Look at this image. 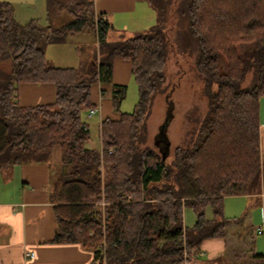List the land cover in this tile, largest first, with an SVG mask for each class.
Wrapping results in <instances>:
<instances>
[{
	"label": "trees",
	"instance_id": "trees-1",
	"mask_svg": "<svg viewBox=\"0 0 264 264\" xmlns=\"http://www.w3.org/2000/svg\"><path fill=\"white\" fill-rule=\"evenodd\" d=\"M143 1L154 24L114 41L92 0H46L47 26L17 24L10 5L0 1V65H8L0 81V170L46 164L59 147L48 194L56 221L52 242L91 251L90 264H187L203 241L225 237L226 227L240 222L223 216L224 197L264 193L258 149L264 0ZM61 11L70 21L53 26ZM89 32L93 58L69 68L47 63V46ZM186 49L195 53L206 112L190 143L168 158L144 146L145 122L164 89L167 55ZM115 58L130 65L137 96L130 113H119L125 86L111 84ZM20 83L53 84L54 102L18 106ZM96 83L111 84L118 118L100 123L99 148L91 149L83 114L93 107ZM184 208L194 214L190 227L183 225ZM263 260L251 255L247 264Z\"/></svg>",
	"mask_w": 264,
	"mask_h": 264
},
{
	"label": "crops",
	"instance_id": "crops-1",
	"mask_svg": "<svg viewBox=\"0 0 264 264\" xmlns=\"http://www.w3.org/2000/svg\"><path fill=\"white\" fill-rule=\"evenodd\" d=\"M92 2L95 13L104 16L113 33L119 35L129 36L148 29L155 22L154 12L143 0ZM132 81L129 62L115 58L111 84L125 86ZM111 84L96 83L90 88L94 113L88 117L85 112L83 117L88 121L97 118V132L104 119L118 118L112 108ZM54 99L53 84L20 83L16 86V102L20 107L52 104ZM88 147L94 149L93 146ZM258 149L264 167V95L258 103ZM59 163V147L54 146L46 164H22L0 170V264L91 263V251L78 244L52 242L56 221L48 194L51 177L58 171ZM222 208L226 219H240V222L229 224L225 237L203 241L196 258L187 264H247L251 255H264V193L226 196L222 200ZM186 215L183 225L190 227L192 225L186 222ZM205 218H211V211H205ZM221 241L223 251H220ZM26 254H32V258L25 257Z\"/></svg>",
	"mask_w": 264,
	"mask_h": 264
},
{
	"label": "rangeland",
	"instance_id": "rangeland-1",
	"mask_svg": "<svg viewBox=\"0 0 264 264\" xmlns=\"http://www.w3.org/2000/svg\"><path fill=\"white\" fill-rule=\"evenodd\" d=\"M0 1L10 5L12 11H14L12 13L13 20L17 24H25L28 21L36 20L40 25L47 26L46 0ZM66 21H70V18L61 11L52 19V24L54 23L53 26H58ZM118 35L110 32L108 40L114 41L118 39ZM124 36L127 35L124 34ZM91 40L92 43L90 42ZM93 41L94 36L90 32L81 36H67L61 43L49 45L45 48L46 61L50 65L61 68L75 67L81 60L88 61L95 56L96 48H94ZM194 54V51L191 52L186 49V51L180 50L176 53L170 52L167 55L164 71V89L161 94L154 96L146 118L144 146L160 155L164 154L168 158H170L175 147L185 146L190 143L192 139L190 138L191 132L197 128L206 112L207 101L202 94L201 80L193 69ZM7 68V64L0 65V81L4 77L1 71L5 72ZM125 87L126 94L120 104L119 113H130L136 103L137 96L134 82L132 81ZM96 119L93 118L88 121L83 117L89 127V141L86 144L93 146L94 149L99 148L98 132L95 125ZM164 125L165 140L169 143L165 150L164 144L160 143V141L157 142V139H155L159 134L160 127ZM206 210L210 213L209 207ZM186 213V222L192 225L195 220L194 214L191 209L184 208L183 218Z\"/></svg>",
	"mask_w": 264,
	"mask_h": 264
},
{
	"label": "water",
	"instance_id": "water-1",
	"mask_svg": "<svg viewBox=\"0 0 264 264\" xmlns=\"http://www.w3.org/2000/svg\"><path fill=\"white\" fill-rule=\"evenodd\" d=\"M155 139H157V142L160 141V143L164 144V150L165 147L169 145V143L165 140V125L160 127L159 134Z\"/></svg>",
	"mask_w": 264,
	"mask_h": 264
},
{
	"label": "built area",
	"instance_id": "built-area-1",
	"mask_svg": "<svg viewBox=\"0 0 264 264\" xmlns=\"http://www.w3.org/2000/svg\"><path fill=\"white\" fill-rule=\"evenodd\" d=\"M93 113H94V111H93V110H89V111H88V114H87V115H88V117H89V116H91ZM259 233H260V232H259V231H257V234H259ZM25 257H27V258H29V259H30V258H32V254H26V255H25Z\"/></svg>",
	"mask_w": 264,
	"mask_h": 264
},
{
	"label": "clouds",
	"instance_id": "clouds-1",
	"mask_svg": "<svg viewBox=\"0 0 264 264\" xmlns=\"http://www.w3.org/2000/svg\"><path fill=\"white\" fill-rule=\"evenodd\" d=\"M220 251H223V242L222 241L220 242Z\"/></svg>",
	"mask_w": 264,
	"mask_h": 264
}]
</instances>
